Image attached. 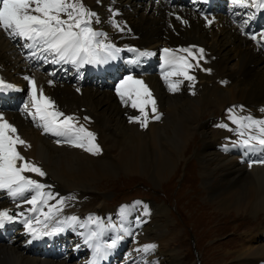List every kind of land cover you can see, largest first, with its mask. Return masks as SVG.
<instances>
[{
	"label": "bare ground",
	"instance_id": "obj_1",
	"mask_svg": "<svg viewBox=\"0 0 264 264\" xmlns=\"http://www.w3.org/2000/svg\"><path fill=\"white\" fill-rule=\"evenodd\" d=\"M136 1L134 3L133 0L86 2L88 10L95 13L91 17L90 26L94 31L103 33L98 39L120 49L115 53L117 56L114 61L109 63L84 64L82 67L78 64L46 63L45 51H42L40 46L25 47L32 42H25L18 37L12 38L8 33L0 30V79L8 78L12 83L15 82L16 86L23 85V102L20 103L14 97L16 93L14 89L1 90L0 114L30 145L29 148L18 146L21 155L45 172L43 177L34 173H25V175L50 186L44 191L52 192L56 198L49 200V206L59 207L57 201L65 198V205L55 220H63L69 216L79 218L85 215L79 218V224L84 225L80 228L82 231H77L84 234L85 224L87 226L89 224L88 217H97L100 212V215L105 214L101 221L108 229L105 231L108 234L113 228L107 227L105 222L119 224L118 217L113 213H118L120 208L106 213V206L100 204L98 211L88 214L81 211L83 205L80 203L81 194L65 193L73 190H80L82 193L92 192L94 188L90 186L91 183L107 180V177L115 176L118 172L145 175L146 179L148 177L152 184L158 186L166 176L172 174V179L177 173L179 163L182 160L186 162V151L192 149L193 163L199 165L200 181L206 190L204 192L210 205L215 206L218 213L224 214L225 218L229 217L227 213L245 214L253 218L263 214L264 165H253L251 168L245 164L241 165L237 158L223 155L219 147L241 140L235 131L229 130L237 128L229 118L230 109L234 110L233 114L237 117L251 116L256 120H264V111H262L264 109V46L260 43L264 39L260 36V33L264 32V19L250 16V12L243 8L228 6L224 0H217L218 6H214L212 16L201 14V4L207 0H202L196 5L188 3L185 7H180L177 0H152L147 3L142 2L143 0ZM131 2L134 6L132 11L121 8L123 5H131ZM226 2L232 3V0ZM231 17L247 19V23L243 25L233 23ZM62 18L67 19L66 16ZM241 29L247 30V35H243ZM5 34L14 42L23 43L20 53L37 68L36 72L29 73L28 70L23 69L25 67L23 59L18 56L16 48L10 41L4 38ZM252 35L256 36V40L249 38ZM138 45L160 46V51L152 55H141L136 51L139 50L141 53L146 51L135 47ZM166 48L173 50L191 48L198 57L200 53L197 50L202 48L203 61L207 62L190 69L189 74L195 76V81L185 80L179 75L170 76L169 80L172 83L179 82L178 91L175 92L169 91L162 76L151 74L153 70L151 64L139 65L134 71L127 67V62L138 64L142 57L151 63L154 56L156 59L158 56H165L163 50ZM124 52L130 53L131 56L130 59L121 61ZM177 53L188 56L187 53L178 51ZM11 55L16 58L15 63L9 58ZM188 61L193 64L194 59L188 57ZM175 69L176 67L170 71ZM129 75L143 80L156 101V111L161 118L156 120L152 106L148 105L146 112L149 122L146 128H142L139 123L129 122V116L136 117L141 114L131 107V101L127 102V106L122 104L116 94V86ZM25 77L35 80L38 93L39 90H43L44 95L55 102L59 111L66 116L77 117L80 124L95 133V143L100 148L98 154L93 155L82 148L56 143L43 134V129L35 128L42 122L38 116L34 119L33 115H29V112L34 113L35 109L31 105L29 83ZM109 84L115 86L114 89L109 90L106 87ZM25 105H28L27 110ZM213 110L218 112L215 121H211L213 119H207L208 122L200 121L205 111L211 112L207 118L214 116ZM84 117L89 119L85 121ZM213 124L219 131L212 129ZM220 124H225L227 127H218ZM245 131L248 134H258L252 130ZM232 134L234 137L231 138ZM190 171L188 170L187 173L189 174ZM68 197L74 199H67ZM6 198L7 192L0 190V210L11 209L12 214H15L27 212L32 207L25 202L19 203L20 207H17V204H11ZM145 206L147 215H145ZM42 211L47 212L48 207H43ZM129 213L132 217H136L134 221L140 220L139 215H144L146 220L152 219L149 222L152 225L147 224L152 230L144 229L147 225L141 223L138 231L134 232L131 230L133 225L122 224L124 229L131 232V243L128 238L127 242L130 245L127 243L129 249L128 254L124 256L125 259L131 264H160L162 261L183 264L178 255L166 248L169 242H173L172 237L167 238L170 234L164 229L171 227L167 221L166 207H157L146 202L138 207L137 214L130 210ZM55 220L52 223H55ZM10 223H6L3 227L4 231H0V264H91L93 260V256L85 252L78 253L79 250L72 248L69 241L59 245L60 241H57L58 237L54 235L44 238L48 245L42 243L43 248H38L36 245L33 249L25 245L28 237L24 236L23 230L14 232L15 236L7 239L10 230L17 229V224ZM260 229L249 232L252 239L246 240L249 241L247 246L245 242L241 243L240 250L235 253L239 263L261 264V258L264 259V234L261 231L257 234ZM93 230L96 231V227ZM152 232L156 239L158 234H161L160 242L163 244H159L160 247L157 246L148 256V253L137 249L154 242V240L148 242ZM87 234L89 235L90 232ZM63 254H67L65 258L68 259L59 257ZM76 256H79L78 260ZM132 257L136 259L135 262L130 261ZM106 258L98 260L97 264H110Z\"/></svg>",
	"mask_w": 264,
	"mask_h": 264
},
{
	"label": "snow or ice",
	"instance_id": "obj_2",
	"mask_svg": "<svg viewBox=\"0 0 264 264\" xmlns=\"http://www.w3.org/2000/svg\"><path fill=\"white\" fill-rule=\"evenodd\" d=\"M253 5L264 8V0H251ZM234 5L245 6L246 0H232ZM95 13L86 9L81 0H0V30L8 33L12 38H21L32 43L26 44L25 47L32 48L40 46L42 51L48 52L54 56L53 62L78 64H104L110 59H115V53L119 52L111 43H104L98 37L103 33L96 32L92 29L91 17ZM66 16L67 19H63ZM179 19V17H177ZM187 23L186 21H183ZM243 31V29H241ZM264 37V32L260 33ZM250 39L256 40V36L252 35ZM136 51L135 49H130ZM165 56H172V61L166 60V63L175 62L176 69L174 71H162V78L168 85L169 91H178V84L169 80L170 76H183L185 80L195 81V76L189 74L190 69L199 66V60L204 58V49H198L200 56L197 57L191 48H181L177 50L164 49ZM187 53L188 56H174L175 52ZM141 55H152V53H140ZM188 57L197 60V64L189 63ZM205 70V69H201ZM210 71V70H205ZM29 83V96L32 108L35 112H29V115L36 116L42 123L37 127L43 129L44 133H50L53 136L61 137L63 140H57L56 143H66L73 148H82L84 151L96 155L100 152L99 145L95 143V133L89 131L75 116H66L59 111L55 102L50 97L45 96L43 90L36 88V82L29 77H25ZM51 83V82H49ZM10 84H5L0 80V88H11ZM79 91V88L77 89ZM116 94L120 98L122 104L127 106V102L131 101V107L140 112V116H129L130 123H139L142 128L148 125V113L146 108L152 106L154 118L159 120L161 117L156 111V101L152 96V92L143 80L135 79L133 76H126L116 86ZM28 105H25L27 110ZM264 111V109H262ZM234 110H229V118L232 123L237 126L236 135L241 137L240 146L250 151L264 150V120H256L251 116L237 117L233 114ZM89 118L84 117L87 121ZM79 125V126H78ZM218 127L226 128L227 125L220 124ZM245 130H254L258 134H249L246 136ZM257 145L259 149H257ZM18 146L29 148L30 145L24 141L17 133V129L9 123L2 114H0V190H5L7 195L12 198L13 202L23 199L25 203L32 205L28 211L35 213L34 216H26L24 218V227L31 236V240L40 239L45 236H53L65 231V227H71L79 222L76 216H69L63 220H55L56 216L62 211L65 205V198H60L57 205L49 206V200L55 199V194L50 191H44L49 185L38 182L25 175V173H34L37 176H45V172L35 165L33 162L25 159L18 151ZM254 163L264 165V159L250 162L249 168ZM26 193H33L30 197ZM67 199H74L68 197ZM140 204L141 202H136ZM47 206L48 211H42ZM20 207V204H17ZM55 209V211H53ZM127 208H121L120 213L123 218L127 213ZM147 207L145 206V215H147ZM17 216H24V212L12 214L11 209L0 210V228L6 223L13 222ZM43 217V219H41ZM55 220V223L52 221ZM88 223H95L96 231H91L85 238L84 243L93 248V260L91 264H97L98 260H102L109 255L110 249L117 246L119 239L123 237L117 236L110 244H101L99 238L106 229L103 222L94 216L88 217ZM139 225V221H137ZM81 227L84 225L81 224ZM115 228L114 225H110ZM125 235H131L127 229L121 228ZM29 240V243H31ZM93 240L95 244L91 243ZM155 244H145L142 249L144 253H150L156 249Z\"/></svg>",
	"mask_w": 264,
	"mask_h": 264
},
{
	"label": "rangeland",
	"instance_id": "obj_3",
	"mask_svg": "<svg viewBox=\"0 0 264 264\" xmlns=\"http://www.w3.org/2000/svg\"><path fill=\"white\" fill-rule=\"evenodd\" d=\"M144 1L145 3L150 1L152 2V0H143L142 2ZM224 1L227 5L226 0ZM81 2L86 9H89L86 2H92V0H81ZM134 2L137 1L133 0V3ZM121 8L123 10L132 11L134 9V6L131 2V5H123ZM5 35L6 36H4V38L10 41V43L16 48V51L18 53L19 45L12 42L11 38L7 34ZM20 46L23 47V43ZM135 47H138L146 51L147 53L149 52L152 54H156L160 51V46L150 47L149 45H138ZM18 56L21 55L18 53ZM115 56H117V54H115ZM9 58L12 60V62L15 63L16 58L14 56L11 55L9 56ZM22 61L25 64V67L23 68L24 70H28L29 73L36 72L35 67H31L30 63V66L28 67V60ZM113 61L114 59H110L108 60V63ZM205 63L207 62H204L203 59L199 60V66H202ZM193 64L196 65L197 60L194 59ZM0 80L5 82V84L12 85L13 87L11 88L16 92L14 94V97L18 100V103L23 102V85L16 86L14 85L15 82L12 83V81L8 78H2ZM104 84L106 85L107 83ZM110 85L112 84H109V86ZM112 89H114V87L110 88L109 90ZM210 113L208 111H205L202 114L200 121L213 119L218 115V112L213 110L214 116H210L209 118H207ZM215 126L216 125L213 124L212 129H217L219 131V129ZM232 137H234V134H232L231 138ZM235 141L237 142L239 140ZM196 143L199 144V141L196 140ZM219 149L221 153H223V155L232 157L233 152L223 151L221 147H219ZM192 151V149H188V151H186L187 163L183 162V160L179 163L178 169L176 171L177 173L172 177V179V174L168 177L166 176L159 182L158 186L152 184L148 177L146 179L145 175L126 174L120 171L122 173L118 172L115 176H109L107 177V180L104 179L95 182L94 184L91 183L90 186L94 188L92 192L82 193L80 190H73L70 193L65 194H81V199H84L80 202L81 204H83L81 211L88 212V214L98 211V207L100 206V204L106 206V213H110L111 210H118L119 208L120 210L121 208H127L128 211L123 218L121 217L120 210L118 213H113L118 217L117 219L119 221V224H110L109 222H105V225L107 227H110V225L115 226V229H113L111 233L106 234L104 232L103 236L106 238L117 237V232L120 236H125L123 231H118L121 228H125L122 224H125L127 226L133 225L131 230H133L134 232L138 231V227L141 225V223L147 225L152 219L146 220V217L144 215H139L138 218L140 220L134 221V218L136 217L131 216V214L129 213V208L134 205H139L136 202H148L157 207L164 206L168 210L167 221L169 222V226L171 227L164 229L170 234L167 235V238L169 239L172 237L171 241L173 242H167L168 244L166 248L168 251H171V253L178 255L183 264H242L237 260L235 253L240 250L242 242H245L244 244L246 246L248 245L249 241L246 240L252 239L249 232H256L260 228L264 229V213H261L254 218L249 215H239L235 213H227L229 214V217L225 218L224 214L218 213V209H216L215 206L210 205L211 203H209V199H207V194L204 192L206 190L202 186L203 184L200 181V168L198 163L197 165L196 163H193L194 154L192 153ZM262 152L264 153V151ZM175 155H177V153H175ZM183 164H185L184 167ZM188 170H191L189 174L187 173ZM74 201H76V199ZM206 204L208 205L206 206ZM135 213L137 214V212ZM100 214L101 213L99 212L97 217L101 220V218H103L105 214ZM137 221H139V225L137 224ZM150 225H147L144 229L152 230V228H150ZM93 227H96L95 223H90V225L84 228V231L86 230L85 232H90L92 229H94ZM260 231L264 234V230L262 229H260L257 234H260ZM190 233L192 234L191 236H189ZM152 234L153 232L150 234V238L148 239L149 243L153 242L154 240L152 244H155L156 246H158L159 244H163L160 242L161 234H158L157 239L154 238V234L153 236ZM13 236H15L14 232L10 234V237L6 238L10 239ZM126 237L130 239L131 243V235H126ZM110 242L111 240H107V242H104L103 244H109ZM91 243L95 244L94 241H92ZM128 249L129 246L122 251L123 256L128 254ZM87 253L90 254L91 252ZM65 255L63 254L61 258H64L66 260L68 259V257L65 258ZM148 256H150L149 253ZM78 259L79 256H76V260ZM132 259H134V257L130 258V260ZM115 260H117V263H119V259L116 256ZM160 264L170 263H164V261H162V263ZM261 264H264V259L262 258Z\"/></svg>",
	"mask_w": 264,
	"mask_h": 264
}]
</instances>
